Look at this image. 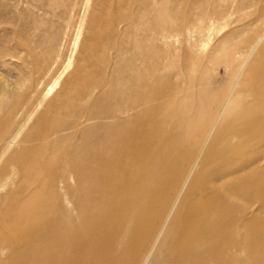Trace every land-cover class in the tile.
Returning a JSON list of instances; mask_svg holds the SVG:
<instances>
[{
    "label": "rangeland",
    "instance_id": "obj_1",
    "mask_svg": "<svg viewBox=\"0 0 264 264\" xmlns=\"http://www.w3.org/2000/svg\"><path fill=\"white\" fill-rule=\"evenodd\" d=\"M257 43L230 114L212 138L205 180L231 167L221 163L227 144L244 151L235 138L261 126L248 122L264 112L248 107L264 104V0H0V245L8 249L0 264H33L32 239L18 232L24 226L38 238L67 209L75 216L118 201L131 220L111 239L118 248L107 260H133L121 245L135 246L153 222L160 228L183 159L192 157L210 113ZM117 110H130V118H85ZM126 128L141 137L121 145L115 135ZM121 146L132 151L130 164L91 202L97 178L80 169L96 162L95 150L112 148L115 156ZM257 149L238 162L262 158L264 146ZM263 179L237 197L248 212L239 228V264H264ZM217 186L231 188L228 179ZM205 190L191 184L162 239H176L187 206L203 205ZM231 225L213 226L229 240L219 250L226 261L215 264H234Z\"/></svg>",
    "mask_w": 264,
    "mask_h": 264
},
{
    "label": "bare ground",
    "instance_id": "obj_2",
    "mask_svg": "<svg viewBox=\"0 0 264 264\" xmlns=\"http://www.w3.org/2000/svg\"><path fill=\"white\" fill-rule=\"evenodd\" d=\"M262 39L263 37H260L258 43ZM258 43L252 47L247 59L237 67L229 95L220 102L216 110L210 113L207 121L209 128H207L208 130L200 142H197L198 147L192 157L190 155L183 159L176 179L171 184L175 193L165 199L169 206H164L167 216L162 222L160 221V228L153 222L150 230L143 236L142 240L136 242L135 246L124 247L121 245L120 249H122L123 254L126 251L130 252V255L134 256L133 260L124 262L121 255L120 258L111 257L107 260L106 254L110 253L111 249L118 248V246H114L111 239L118 233L124 232L123 225L131 220V211L127 214L124 209L128 206H123L121 201L112 202L111 206H89L88 210H86L87 208L82 209L75 216L72 215L71 210L67 209L64 218L60 219V223L50 219L46 223L47 226H44L45 229H41L43 232L38 238L31 237V232L26 231L28 226H24L23 229L16 227L17 230L22 229L18 231L21 235L32 239L31 246L36 249L29 255L28 260L33 264H200L205 261L206 264H215V260L218 258L226 261V255L224 256L219 250L224 249L229 240L221 233L217 235L213 226L230 221L232 225L229 237L232 243L228 251L234 264H239L240 246L242 244L239 228L243 220L247 219L248 212L246 207L238 204L237 197L248 196L246 195L247 190L258 188V182L263 179L261 176L264 177V156L253 160L247 159L244 163L238 161L243 160L247 151L258 150L259 145L260 148L264 146V115L252 118L248 122L249 125L261 124L258 129L246 131L245 134L242 133L235 138L237 139L236 144L241 146L244 151L229 147L227 144L228 149L224 152L221 163L229 164L231 167L224 168L223 165L218 170V175L210 176L206 180L203 169L215 151L211 150L210 145L214 133L219 127L224 126L225 118L230 114L233 95L240 85ZM209 44L210 38L202 44V51L208 48ZM248 109L264 112V104L255 103ZM129 112L130 110H117L105 116L96 113L94 117L85 116V118L110 119L115 114V116L123 115L126 121L130 118ZM245 117L246 114H242L239 119ZM115 136L121 145H126L140 138L141 133L136 129L126 128L119 130ZM118 150L122 154L119 153L115 156L112 148L95 150L90 161L96 162L80 169L79 173L82 176H95L97 178L91 185V202L97 199L98 193L103 190L105 184L110 185L111 182L115 181L113 178L116 172L120 173L122 169V171L126 170L130 164L131 156H133L132 151L122 146ZM227 179L231 188L217 186ZM203 180L205 181L201 182ZM193 182H198L201 188L206 189L203 196L206 202L201 206H187V215L177 232L176 239L168 242L162 237L178 208V203L191 188ZM254 195L250 194V197L253 198ZM252 201L253 203L249 205L251 208L257 203L255 200ZM224 210H230V212L226 213ZM132 221L136 225L139 224L135 219ZM210 234L212 239L205 241V236ZM13 236L15 239L20 238L16 232ZM3 239L2 236L0 242ZM6 250L8 249L0 245V262L7 255ZM103 258L107 260L106 263L102 261Z\"/></svg>",
    "mask_w": 264,
    "mask_h": 264
}]
</instances>
